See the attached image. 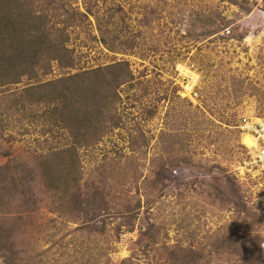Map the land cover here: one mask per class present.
Wrapping results in <instances>:
<instances>
[{"label": "rangeland", "instance_id": "rangeland-1", "mask_svg": "<svg viewBox=\"0 0 264 264\" xmlns=\"http://www.w3.org/2000/svg\"><path fill=\"white\" fill-rule=\"evenodd\" d=\"M32 7L55 15L48 25L54 36L64 27L72 59L43 56L39 78L83 77L77 97L88 105L93 96L105 128L79 150L77 181L63 193L39 165L42 122L18 123L0 101L9 125L0 131V264H113L117 246L128 253L120 264H264V156L242 141L264 147L244 126L264 120V0ZM178 65L199 72L200 86L186 91ZM120 69L130 75L115 81ZM35 80L1 86L0 100Z\"/></svg>", "mask_w": 264, "mask_h": 264}, {"label": "trees", "instance_id": "trees-1", "mask_svg": "<svg viewBox=\"0 0 264 264\" xmlns=\"http://www.w3.org/2000/svg\"><path fill=\"white\" fill-rule=\"evenodd\" d=\"M34 1L0 0V87L19 82L23 76L36 79L18 91L17 95L9 94L1 97L0 101L3 100L7 105L9 103V106L4 105V109L6 106L15 108L18 123L34 127L42 122L40 130L45 136L38 142L41 148L37 156L39 165L49 188L66 193L72 188L70 184L77 181L79 150L92 145V138L100 137L105 126L100 116V106L92 103L93 96H88L92 104L90 110L82 114L83 109L91 105H85L84 96L77 97L78 91L87 88L83 77L69 75L47 81L39 78L40 70L48 72L42 65L43 56L49 55L46 59H58L61 65L68 66H71L72 59L66 52L65 42L69 37L64 33V27H59V34L54 36L55 25L48 24L55 15L51 16L49 8L44 7L37 13L32 7ZM83 16L86 18V14L83 13ZM67 20L66 17L63 22ZM117 72L115 81L130 75L125 69ZM88 85L95 90L98 83L89 82ZM104 99L100 101L103 104L109 100L106 97ZM28 104L41 107L39 116L42 121H38L39 118L35 116L38 115L37 109L35 113L32 112ZM6 128H9L8 121L0 112V131ZM24 129L30 131L28 127ZM89 129L94 134H89ZM19 131L22 134L23 128ZM14 134L6 132L7 139ZM73 196L77 197L76 192L72 193Z\"/></svg>", "mask_w": 264, "mask_h": 264}, {"label": "clouds", "instance_id": "clouds-1", "mask_svg": "<svg viewBox=\"0 0 264 264\" xmlns=\"http://www.w3.org/2000/svg\"><path fill=\"white\" fill-rule=\"evenodd\" d=\"M178 71L187 82L186 91H192L200 86L201 75L199 72L194 71L191 67L187 65H178ZM250 123L252 126L245 130L246 133L256 131L257 124H260L262 130H264V120H253ZM242 141L245 142V146L249 148L250 153H252L257 159L264 156V147H261L259 143L249 144L246 141V137H242ZM117 247L118 251L112 254L113 264H120V260L126 259L128 255L126 249L119 246Z\"/></svg>", "mask_w": 264, "mask_h": 264}, {"label": "built area", "instance_id": "built-area-1", "mask_svg": "<svg viewBox=\"0 0 264 264\" xmlns=\"http://www.w3.org/2000/svg\"><path fill=\"white\" fill-rule=\"evenodd\" d=\"M247 129L250 128L252 125L248 124V125H244ZM254 133L257 134V136H264V130H262L261 125L257 124L256 125V131H254Z\"/></svg>", "mask_w": 264, "mask_h": 264}, {"label": "bare ground", "instance_id": "bare-ground-1", "mask_svg": "<svg viewBox=\"0 0 264 264\" xmlns=\"http://www.w3.org/2000/svg\"><path fill=\"white\" fill-rule=\"evenodd\" d=\"M246 141L249 144H255V137H252L250 135H246Z\"/></svg>", "mask_w": 264, "mask_h": 264}]
</instances>
